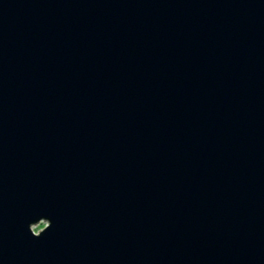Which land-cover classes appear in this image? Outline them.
Returning a JSON list of instances; mask_svg holds the SVG:
<instances>
[{
	"label": "water",
	"instance_id": "water-1",
	"mask_svg": "<svg viewBox=\"0 0 264 264\" xmlns=\"http://www.w3.org/2000/svg\"><path fill=\"white\" fill-rule=\"evenodd\" d=\"M0 264H264V0H0Z\"/></svg>",
	"mask_w": 264,
	"mask_h": 264
},
{
	"label": "rangeland",
	"instance_id": "rangeland-1",
	"mask_svg": "<svg viewBox=\"0 0 264 264\" xmlns=\"http://www.w3.org/2000/svg\"><path fill=\"white\" fill-rule=\"evenodd\" d=\"M44 223H45V221L40 219L37 222L31 224L30 227L35 232L37 229L41 228Z\"/></svg>",
	"mask_w": 264,
	"mask_h": 264
}]
</instances>
